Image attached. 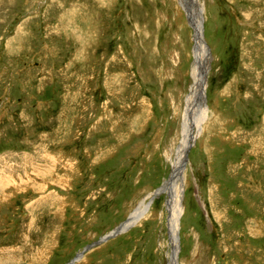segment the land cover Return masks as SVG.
I'll list each match as a JSON object with an SVG mask.
<instances>
[{
  "label": "rangeland",
  "instance_id": "obj_1",
  "mask_svg": "<svg viewBox=\"0 0 264 264\" xmlns=\"http://www.w3.org/2000/svg\"><path fill=\"white\" fill-rule=\"evenodd\" d=\"M192 1L211 61L177 264H264V0ZM194 44L179 0H0V264H171L170 194L153 195Z\"/></svg>",
  "mask_w": 264,
  "mask_h": 264
},
{
  "label": "bare ground",
  "instance_id": "obj_2",
  "mask_svg": "<svg viewBox=\"0 0 264 264\" xmlns=\"http://www.w3.org/2000/svg\"><path fill=\"white\" fill-rule=\"evenodd\" d=\"M181 5H183L189 22L191 23L194 29V86L192 87L191 94L187 98V107L185 110V120H184V139L179 146L177 155L175 159L172 161L173 169L170 175V178L166 183L162 185L156 192V194H160L163 191H169L170 198L168 200V210H169V231L172 236L173 241V253L171 255V264H177V249H178V238H177V229L179 218L183 212V206L179 202L181 198L177 196L178 185L181 183L182 170L184 167V162L187 160L188 149L190 147L189 144L193 143L196 139L199 130L201 129V125L204 120L207 118L208 106H207V95L205 83L206 81V73L210 69V54L207 49V45L203 43V13H202V5L198 6L195 3L190 2V0H179ZM202 3V2H201ZM210 58V59H209ZM188 130V131H187ZM197 131V134H196ZM190 132V134H189ZM186 160H185V159ZM181 185V184H180ZM177 187V189H176ZM176 189V191H175ZM180 192V191H179ZM153 200V199H152ZM150 205V202L146 204L142 202L135 211L129 216L128 220L125 223H122L117 227L116 230L121 231L122 229H128L133 225L138 219H140L146 212ZM126 231V230H125ZM174 235V236H173ZM82 256V253L78 254L75 258L76 260ZM72 264V263H70Z\"/></svg>",
  "mask_w": 264,
  "mask_h": 264
},
{
  "label": "water",
  "instance_id": "obj_3",
  "mask_svg": "<svg viewBox=\"0 0 264 264\" xmlns=\"http://www.w3.org/2000/svg\"><path fill=\"white\" fill-rule=\"evenodd\" d=\"M186 156L188 157V155H186ZM187 157H186V158H187ZM185 160H186V159H185ZM186 161H187V160H186ZM186 165H187V164H186Z\"/></svg>",
  "mask_w": 264,
  "mask_h": 264
}]
</instances>
